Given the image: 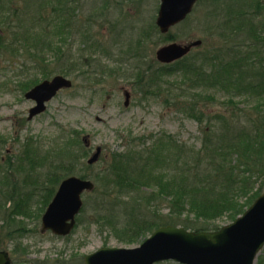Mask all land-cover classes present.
I'll use <instances>...</instances> for the list:
<instances>
[{
	"label": "rangeland",
	"instance_id": "374dc122",
	"mask_svg": "<svg viewBox=\"0 0 264 264\" xmlns=\"http://www.w3.org/2000/svg\"><path fill=\"white\" fill-rule=\"evenodd\" d=\"M204 1L198 2L186 20L166 33L159 28L150 33L140 46L135 45L140 54L135 55L132 45L140 39L143 30L150 32L151 24H156L160 0H71L75 6L71 26L61 23L52 26L53 45L59 47L58 59H49L41 65L49 72L45 79L62 74L73 81V86L60 90L47 103L46 110L32 120H28V114L35 103L25 97L27 90L23 83L26 79L40 82L44 78L32 62L26 61L22 49L18 52L20 43L14 42V49L9 51L0 49V188L19 192V197L24 195V202L32 212L29 217L16 215L30 230L18 240L24 247L18 254L26 256V264H47V260L50 264L61 260L67 264H84V256L101 247L134 248L151 235L136 243H124L110 230L89 224L88 212L77 216L76 226L67 236L55 235L50 230L41 232L42 215L47 207L43 208L41 202L47 183L44 174L38 180L39 187L28 179L25 181L28 170L21 168V161L24 146L29 142L47 150L58 143L61 135L71 130L81 131V138L84 136L89 144L87 157L97 146L102 147V154L92 168L83 170L80 165L75 175H89L95 182L94 174L107 164L113 151L149 144L159 138L165 143L172 138L199 148L205 133L215 129L211 116L224 114L241 124L242 118L232 117L233 114L250 111L256 115L255 106L260 100L256 96L236 95L240 90L237 85L230 88L227 82L219 87L194 88L184 80L185 66L192 65L203 50H212L221 43L219 37H210L202 31ZM21 4L18 1L17 6ZM12 30L0 21V34L11 41ZM170 36H174V42L202 39V44L181 60L162 63L156 58V50L169 43ZM63 71L68 72L63 74ZM137 73L141 80L135 78ZM151 77L158 80L154 87L147 86ZM126 90L130 93L128 105H125ZM193 106L196 113L191 111ZM199 114L203 115L201 121L197 118ZM39 168L45 173L44 165ZM32 191L36 195L29 199L26 193ZM91 195L83 194L84 206ZM14 205L18 203L1 202L0 226ZM230 222L226 218L217 220L221 226ZM19 226L16 222L13 228ZM5 231L0 227V249L12 254L13 245ZM155 264L179 263L166 260ZM254 264H264V246Z\"/></svg>",
	"mask_w": 264,
	"mask_h": 264
},
{
	"label": "trees",
	"instance_id": "16d2710c",
	"mask_svg": "<svg viewBox=\"0 0 264 264\" xmlns=\"http://www.w3.org/2000/svg\"><path fill=\"white\" fill-rule=\"evenodd\" d=\"M18 1H22L19 6ZM204 3L202 31L210 37H219L221 43L212 50H203L192 65L185 66L184 80L194 88L219 87L227 82L230 88L237 85L240 90L236 95L256 96L260 100L255 106L257 112L256 115L250 111L233 114L232 117L242 118L241 124L224 114L211 116L215 129L205 133L199 148L172 138L165 143L159 138L149 144L113 151L107 164L94 174L96 187L88 192L92 195L81 212L83 216L88 212L89 224L110 230L124 243L139 242L168 224L196 232L218 230L221 225L217 220L233 221L261 194L264 185V0H205ZM74 14L71 0H0V21L13 29L14 37L11 41L0 34V49L9 51L14 49V42L20 43L18 52L22 49L26 61L32 62L45 79L49 72L41 64L58 59L59 47L53 45V27L56 23L70 27ZM157 29L153 23L150 32L143 30L140 39L132 45L135 55H140L135 45L140 46ZM167 38L175 40L174 36ZM135 78L142 77L137 73ZM38 82L35 78L26 79L24 90ZM157 82L156 77H151L146 84L154 87ZM194 110L195 106L191 107ZM202 116L199 114L198 120ZM81 134L79 130H71L47 150L32 142L24 146L21 168L28 170L25 181L28 179L39 187L40 176L44 174L46 178L43 208L63 178L75 174L80 165L83 170L92 168L83 162L88 148ZM43 165L45 173L40 172L39 167ZM80 176L89 178L86 174ZM19 194L0 188V211L3 200L18 203L7 212L0 227L7 230L6 236L13 245V261L27 263L26 256L18 254L24 250L18 240L30 230L16 215L29 217L32 212L24 202V195L19 197ZM26 195L31 199L36 194L32 191ZM16 222L21 226L13 228ZM58 264H67V261L61 260Z\"/></svg>",
	"mask_w": 264,
	"mask_h": 264
},
{
	"label": "water",
	"instance_id": "95a60500",
	"mask_svg": "<svg viewBox=\"0 0 264 264\" xmlns=\"http://www.w3.org/2000/svg\"><path fill=\"white\" fill-rule=\"evenodd\" d=\"M198 0H161L156 23L163 33L183 21ZM202 43L172 42L161 46L156 57L163 63H171L188 54ZM72 86V81L55 75L26 92L36 105L29 111L28 119L40 114L59 90ZM128 105L130 93L125 91ZM84 141L88 144L86 138ZM102 147L87 160L96 163ZM95 183L87 178L71 175L64 178L42 215V232L50 230L55 235L67 236L76 225V217L83 207V194L92 191ZM264 246V193H262L234 221L216 231L195 232L176 225L156 229L139 246L134 248L101 247L85 255L84 264H155L172 260L179 264H254L259 250ZM0 264H14L9 251L0 249ZM22 264V263H20Z\"/></svg>",
	"mask_w": 264,
	"mask_h": 264
}]
</instances>
